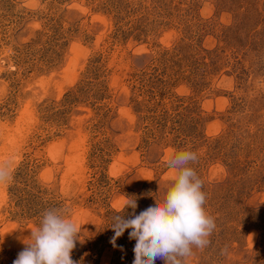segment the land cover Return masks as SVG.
I'll return each mask as SVG.
<instances>
[{
	"label": "rangeland",
	"instance_id": "rangeland-1",
	"mask_svg": "<svg viewBox=\"0 0 264 264\" xmlns=\"http://www.w3.org/2000/svg\"><path fill=\"white\" fill-rule=\"evenodd\" d=\"M188 150L216 229L187 264H264V0H0V264L51 208L77 264H133L117 205L161 201Z\"/></svg>",
	"mask_w": 264,
	"mask_h": 264
},
{
	"label": "clouds",
	"instance_id": "clouds-1",
	"mask_svg": "<svg viewBox=\"0 0 264 264\" xmlns=\"http://www.w3.org/2000/svg\"><path fill=\"white\" fill-rule=\"evenodd\" d=\"M164 159L173 176L164 198L136 215L137 199L125 196L117 207L130 208L133 214L130 219L114 216L110 227L115 233L110 240L113 247L126 230H131L129 239L136 241L133 264H155L157 259L164 264H187L193 248L202 251L208 247L216 229L214 218L204 207V182L189 166L197 162V153L180 151ZM12 180L11 162L0 164V187ZM80 231L66 209H48L13 264H77L72 252L80 242Z\"/></svg>",
	"mask_w": 264,
	"mask_h": 264
}]
</instances>
